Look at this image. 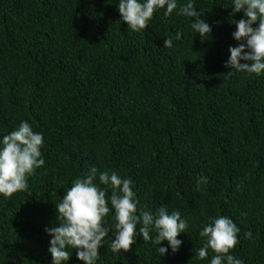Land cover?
I'll list each match as a JSON object with an SVG mask.
<instances>
[{
    "label": "trees",
    "instance_id": "obj_1",
    "mask_svg": "<svg viewBox=\"0 0 264 264\" xmlns=\"http://www.w3.org/2000/svg\"><path fill=\"white\" fill-rule=\"evenodd\" d=\"M192 3L212 28L203 41L178 9L133 32L119 0H0V142L26 121L45 161L26 190L0 196V264H52L45 229L60 226L55 206L92 167L98 185L104 171L131 179L138 212L166 206L188 222L175 253L137 235L117 255L110 213L96 264H211L199 233L217 216L240 229L230 254L264 264V73L225 67L245 43L233 38L243 12L230 17L232 0ZM68 251L66 264H83Z\"/></svg>",
    "mask_w": 264,
    "mask_h": 264
},
{
    "label": "clouds",
    "instance_id": "obj_2",
    "mask_svg": "<svg viewBox=\"0 0 264 264\" xmlns=\"http://www.w3.org/2000/svg\"><path fill=\"white\" fill-rule=\"evenodd\" d=\"M232 3L230 17L243 12V18L239 21L230 19V23L236 27L233 38L245 43L229 47L230 56L225 67L261 75L264 73V0H232ZM159 9H166V16H171L178 9V14L190 18V22L195 19L190 26L202 41L210 37L212 28L201 19L192 0L179 6L177 0H119L118 4L122 21L133 32L145 30ZM181 35L177 32L175 38L179 40ZM172 46V39L166 38L164 47ZM43 142V135L34 132L26 121L3 136L0 142V196L9 198L27 189L28 177L45 163L41 158ZM97 174L98 169L92 167L85 176L75 179L70 189L65 191L61 202L55 206L60 226L45 229L52 237L48 249L52 264H66L70 258L68 249H75L77 259L83 264H96L102 242L109 234L104 223L110 213H114L115 220V233L110 244L114 254L129 251L137 235L142 236L144 242L152 240L158 245L161 256L168 251V248L159 247L164 241H167L173 253L179 250L183 242L178 236L188 228L187 220L181 217L179 211L169 213L166 206H160L155 214L149 211L138 212V201L132 190L131 179L121 178L115 171L100 172L99 185L112 189L109 196L107 189H102L96 183ZM204 183H207L206 178L197 179V187ZM153 231L156 233L154 239L150 235ZM239 232L240 229L229 217L217 216L211 219L199 233L205 238V243L198 250V258L205 259L211 250L215 254L211 264H244L230 254L239 243ZM251 238L252 232H246L245 239Z\"/></svg>",
    "mask_w": 264,
    "mask_h": 264
}]
</instances>
